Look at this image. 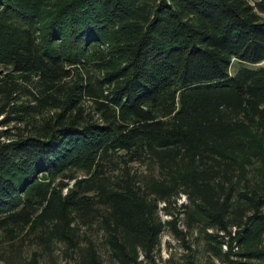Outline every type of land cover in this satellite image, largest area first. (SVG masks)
<instances>
[{"label":"trees","instance_id":"trees-1","mask_svg":"<svg viewBox=\"0 0 264 264\" xmlns=\"http://www.w3.org/2000/svg\"><path fill=\"white\" fill-rule=\"evenodd\" d=\"M263 61L264 0H0V235L142 264L185 195L210 264H264Z\"/></svg>","mask_w":264,"mask_h":264},{"label":"rangeland","instance_id":"rangeland-1","mask_svg":"<svg viewBox=\"0 0 264 264\" xmlns=\"http://www.w3.org/2000/svg\"><path fill=\"white\" fill-rule=\"evenodd\" d=\"M248 63L233 59L231 66V73L234 74L239 68L245 67ZM250 67H264V61L258 64L248 65ZM89 71L97 75L94 66L90 65L87 67ZM5 68L0 67V70ZM1 72V71H0ZM26 93V91H25ZM22 90L19 95H24ZM24 97V96H23ZM28 98H30L28 96ZM27 98V99H28ZM89 102V101H88ZM3 115L0 116V119ZM14 123L0 126V132L3 130H13ZM119 165L116 169L111 170L110 176L116 177L121 175L122 169L125 163L119 158ZM130 172L132 175L141 182L147 181L152 175H158V167L151 161H130L129 162ZM80 177H84L85 173L82 171L78 172ZM188 199L185 195H182L179 199L169 205V210L174 214L179 215V219L176 221L175 227L179 230L185 231L187 234H177L174 228L167 226L161 235V245L155 251L153 258H143L142 264H182L185 261V257L189 253H194L197 264H210L211 260L216 263H220L219 260L211 256V254L205 249L204 238L201 234L200 227L188 230L183 219V215L179 214L178 206L181 202H187ZM164 202L159 204V215L163 220H167L171 217L170 213H167ZM81 240L85 242L87 237H92L96 243L104 264H118L111 256L109 248L105 242V235L98 226L88 228L83 226L81 231ZM86 243V242H85ZM190 246L191 248H188ZM226 247V246H225ZM66 246L63 243L55 242L52 244L51 249H46L43 244L38 242V239L34 236L23 235L15 240H8L0 235V264H68L74 261V257L67 256ZM142 258V256H141Z\"/></svg>","mask_w":264,"mask_h":264}]
</instances>
